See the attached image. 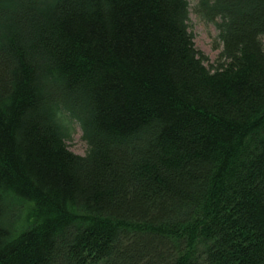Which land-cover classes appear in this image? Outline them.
Instances as JSON below:
<instances>
[{
  "label": "trees",
  "instance_id": "trees-1",
  "mask_svg": "<svg viewBox=\"0 0 264 264\" xmlns=\"http://www.w3.org/2000/svg\"><path fill=\"white\" fill-rule=\"evenodd\" d=\"M195 12L0 0V264H264V0Z\"/></svg>",
  "mask_w": 264,
  "mask_h": 264
},
{
  "label": "rangeland",
  "instance_id": "rangeland-1",
  "mask_svg": "<svg viewBox=\"0 0 264 264\" xmlns=\"http://www.w3.org/2000/svg\"><path fill=\"white\" fill-rule=\"evenodd\" d=\"M190 3V24L191 31L195 36L197 48L208 57L205 62L206 67L216 65L222 51V44L219 39V30L215 23L207 22L201 18L196 12L195 7L199 0H188ZM264 43V36L262 37ZM69 149L79 155L84 156L87 153V143L83 139V132L79 124L74 123L71 139L67 141Z\"/></svg>",
  "mask_w": 264,
  "mask_h": 264
}]
</instances>
